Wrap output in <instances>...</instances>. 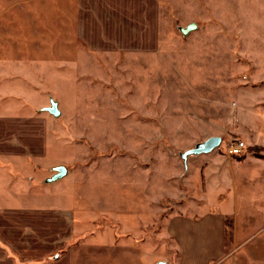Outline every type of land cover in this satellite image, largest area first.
Masks as SVG:
<instances>
[{"label": "rangeland", "instance_id": "1", "mask_svg": "<svg viewBox=\"0 0 264 264\" xmlns=\"http://www.w3.org/2000/svg\"><path fill=\"white\" fill-rule=\"evenodd\" d=\"M164 11L156 51L97 57L78 92L48 96L69 109L52 131L61 148L53 142L28 179L0 166V196L10 206L34 196L53 211L68 197L85 241L119 216L117 240L150 245V237L157 262L179 264L191 231L218 226L225 211L244 215L254 200L264 209V0H173ZM193 22L199 29L184 37L177 26ZM214 136L220 148L191 157L186 171L179 153ZM236 141L248 145L242 156L227 152ZM58 164L71 174L46 184ZM147 211L156 223L140 216Z\"/></svg>", "mask_w": 264, "mask_h": 264}, {"label": "crops", "instance_id": "2", "mask_svg": "<svg viewBox=\"0 0 264 264\" xmlns=\"http://www.w3.org/2000/svg\"><path fill=\"white\" fill-rule=\"evenodd\" d=\"M172 4L173 0H0V166L12 165L28 179L30 170L47 163L53 142L61 148L52 133L58 120L43 111L51 106L48 96L78 92L85 70L98 68L97 57L156 51L165 7ZM63 101H57L61 116L69 110ZM70 174L68 169L67 177ZM5 200L1 195L0 264L158 263L159 252L150 246V237V245L148 239L141 245L115 238L111 224L120 223L119 216L85 241V226L78 230L79 222L74 227L71 211L63 206L68 197L61 198L60 211L36 203L34 196L20 206ZM256 203L249 202L244 215L237 209L225 211L214 228L208 224L198 232L190 230L191 250L179 264H264V237L257 240L264 225L246 231V224H264V209H257ZM141 215L157 222L158 216L148 211ZM159 215L163 216L162 207ZM241 221L246 232L238 229Z\"/></svg>", "mask_w": 264, "mask_h": 264}, {"label": "water", "instance_id": "3", "mask_svg": "<svg viewBox=\"0 0 264 264\" xmlns=\"http://www.w3.org/2000/svg\"><path fill=\"white\" fill-rule=\"evenodd\" d=\"M179 32L184 36L188 37L191 33L197 31L199 26L197 23L193 22L186 27L177 26ZM44 112H48L55 118H59L61 116V111L59 109V103L56 100L51 101V106L45 108ZM223 143V138L219 136L211 137L203 142L197 143L192 149L180 152L179 156L183 160L185 170L188 171L189 169V159L191 157H198L202 155H209L213 153L215 150L219 149ZM55 174L47 179L46 184H52L59 180L64 179L68 175V169L65 166H58L54 168ZM157 264H167L166 262H158Z\"/></svg>", "mask_w": 264, "mask_h": 264}, {"label": "built area", "instance_id": "4", "mask_svg": "<svg viewBox=\"0 0 264 264\" xmlns=\"http://www.w3.org/2000/svg\"><path fill=\"white\" fill-rule=\"evenodd\" d=\"M248 150V145L243 141L232 142L227 145L230 156H242Z\"/></svg>", "mask_w": 264, "mask_h": 264}, {"label": "trees", "instance_id": "5", "mask_svg": "<svg viewBox=\"0 0 264 264\" xmlns=\"http://www.w3.org/2000/svg\"><path fill=\"white\" fill-rule=\"evenodd\" d=\"M235 157H238V156H235Z\"/></svg>", "mask_w": 264, "mask_h": 264}]
</instances>
